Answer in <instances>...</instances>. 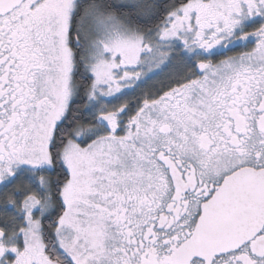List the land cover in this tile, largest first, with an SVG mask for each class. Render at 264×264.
Instances as JSON below:
<instances>
[{"label": "snow or ice", "instance_id": "1", "mask_svg": "<svg viewBox=\"0 0 264 264\" xmlns=\"http://www.w3.org/2000/svg\"><path fill=\"white\" fill-rule=\"evenodd\" d=\"M0 264H264V0H0Z\"/></svg>", "mask_w": 264, "mask_h": 264}]
</instances>
